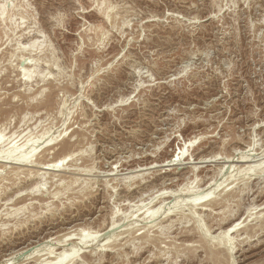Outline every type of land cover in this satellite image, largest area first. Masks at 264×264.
I'll use <instances>...</instances> for the list:
<instances>
[{
	"label": "rangeland",
	"instance_id": "1",
	"mask_svg": "<svg viewBox=\"0 0 264 264\" xmlns=\"http://www.w3.org/2000/svg\"><path fill=\"white\" fill-rule=\"evenodd\" d=\"M13 148L0 264H264V0H0Z\"/></svg>",
	"mask_w": 264,
	"mask_h": 264
},
{
	"label": "bare ground",
	"instance_id": "2",
	"mask_svg": "<svg viewBox=\"0 0 264 264\" xmlns=\"http://www.w3.org/2000/svg\"><path fill=\"white\" fill-rule=\"evenodd\" d=\"M34 41V40H33ZM32 42V41H31ZM28 74V73H27ZM8 139V138H7ZM10 139V138H9ZM16 148V147H15ZM18 148V147H17ZM35 148V147H34ZM18 149H20V148H18ZM18 149H14L13 148V150H10L9 152H7V153H0V159L2 160L3 159V161L5 160V159H8L9 161H11V162H15V164H16V161L17 162H22V161H24V160H26V156H24V154H23V156L24 157H20L18 154H17V152L19 151ZM33 150V149H32ZM31 150V151H32ZM175 159H176V156H175V158L174 157H170L169 158V160H168V163L167 164H172V163H174V161H175ZM6 162V161H5ZM10 162V163H11ZM39 165V164H38ZM49 165H47V167H48ZM151 167V166H150ZM251 170V169H250ZM132 177V176H131ZM130 178V177H129ZM206 194V193H205ZM209 195V194H208ZM206 195H204V197H205ZM203 199V198H202ZM221 202V201H220ZM209 203V202H208ZM198 204V203H197ZM203 204V203H202ZM210 204V203H209ZM201 205V204H200ZM205 205V204H204ZM217 206V205H216ZM261 206V205H260ZM193 209V208H192ZM193 211V210H192ZM197 212V211H196ZM264 214V213H263ZM264 220V219H263ZM236 224V223H235ZM232 226H231V228L233 227V225L234 224H231ZM214 227V226H213ZM218 229V228H217ZM220 229V228H219ZM228 229H230V228H228ZM227 229V230H228ZM219 235V234H218ZM82 237V236H81ZM83 239V238H82ZM258 239V238H257ZM72 251L74 250V249H71ZM78 250V249H77ZM70 253V252H69ZM71 253H75L74 251L73 252H71ZM71 253L70 254H67V253H65V258L66 257H70L71 256ZM210 253L211 252H209V255H210ZM64 257L62 256V258L64 259ZM61 258V259H62ZM25 260V259H24ZM51 260H53V259H51ZM60 260V259H59ZM61 261H63V260H61ZM52 262V261H51ZM47 263V262H46Z\"/></svg>",
	"mask_w": 264,
	"mask_h": 264
}]
</instances>
